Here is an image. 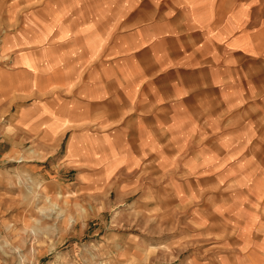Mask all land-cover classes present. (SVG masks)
I'll return each mask as SVG.
<instances>
[{
  "label": "crops",
  "instance_id": "0c3cea01",
  "mask_svg": "<svg viewBox=\"0 0 264 264\" xmlns=\"http://www.w3.org/2000/svg\"><path fill=\"white\" fill-rule=\"evenodd\" d=\"M43 1L54 39L45 55L32 41L40 0H0L21 19L16 42L30 36L38 66L47 64L37 74L49 80L28 106L32 117L45 104V120L17 111L0 125L2 161L30 139L25 166L43 177L72 170L85 193L154 172L162 205L191 212L211 257L232 260L264 241V0ZM137 189L145 202L150 187Z\"/></svg>",
  "mask_w": 264,
  "mask_h": 264
},
{
  "label": "rangeland",
  "instance_id": "374dc122",
  "mask_svg": "<svg viewBox=\"0 0 264 264\" xmlns=\"http://www.w3.org/2000/svg\"><path fill=\"white\" fill-rule=\"evenodd\" d=\"M9 15L4 12V5L0 6V77L10 80L0 83V125L11 126L17 111L29 120L46 119L45 104L32 117L28 106L39 94L46 95L49 80L37 74L47 66L45 56L40 57V67L35 53L39 50L45 55L47 43L54 39L49 34L51 26L46 23L45 1L40 0L39 31L32 39L38 49L30 48V36L16 42L19 36L14 30L19 28L21 19ZM62 37V33L57 36ZM49 124L56 125V121L50 120ZM30 142L26 140L19 148L21 154L12 157V161L5 162L0 157V182L7 189L0 198H13V202L6 201L5 208L0 205V264H259L264 259L263 238L258 239L254 249L235 253L232 260L221 255L211 257L213 252H207L211 244L207 247L203 235L207 230H196L191 225V212L178 204L162 205V177L155 175L153 169L150 179L117 175L109 180L110 188H100L97 193L89 189L85 193L88 183L77 180L72 170L61 167L59 175L43 177L25 166L24 161L32 162L36 149ZM85 152L94 155L95 148L91 146ZM53 158L45 161L47 168ZM110 163L112 167L118 160L113 158ZM143 186L150 190L142 203L137 201L143 197L137 188ZM215 205L222 206V201ZM205 212L209 217L212 214ZM245 245L246 242L241 248Z\"/></svg>",
  "mask_w": 264,
  "mask_h": 264
},
{
  "label": "bare ground",
  "instance_id": "6f19581e",
  "mask_svg": "<svg viewBox=\"0 0 264 264\" xmlns=\"http://www.w3.org/2000/svg\"><path fill=\"white\" fill-rule=\"evenodd\" d=\"M61 196H62V194H61Z\"/></svg>",
  "mask_w": 264,
  "mask_h": 264
}]
</instances>
